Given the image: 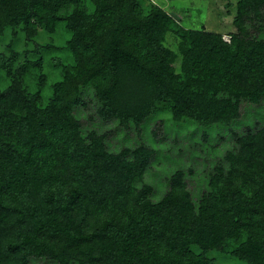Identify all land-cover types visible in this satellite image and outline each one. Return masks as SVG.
<instances>
[{"label":"trees","instance_id":"obj_1","mask_svg":"<svg viewBox=\"0 0 264 264\" xmlns=\"http://www.w3.org/2000/svg\"><path fill=\"white\" fill-rule=\"evenodd\" d=\"M87 2L0 0V264H264V125L234 132L240 101L264 106V0H221L230 42L139 0ZM114 122L119 144L136 134L118 151ZM215 130L236 145L201 198L180 168L154 202V160Z\"/></svg>","mask_w":264,"mask_h":264},{"label":"rangeland","instance_id":"obj_2","mask_svg":"<svg viewBox=\"0 0 264 264\" xmlns=\"http://www.w3.org/2000/svg\"><path fill=\"white\" fill-rule=\"evenodd\" d=\"M82 1L84 4L85 2L87 5L89 4V2H87L88 0ZM139 4L142 5V9L146 13H148L153 6L163 8L180 26L186 29L224 33V41L230 42L231 40L228 34L234 30L233 18L235 14L233 13L235 12V7L227 9L221 0H139ZM87 8L89 12L93 11L92 4H89ZM254 26H259V22H254ZM249 28H251L253 33H256L254 29H252L253 27L249 26ZM61 32V36H65V33L63 31ZM57 43H59L58 38ZM163 45L173 52H177L178 41L171 33L167 34L163 40ZM57 53L67 56V51L64 46H61V50ZM55 56L54 54L53 57ZM50 82L53 83L52 81ZM47 90L49 89L47 88ZM239 114V127L236 126L234 129L236 133L246 134L247 132L255 131L260 125H264V106H253L247 101L242 100L239 102ZM158 115L159 117H166L167 114L160 112ZM159 119L160 118H157L156 121H159ZM156 121L152 124H148L150 129L149 127L143 128L145 134L148 135L151 129L155 128L156 125L155 129L158 135H161L160 132H162V130L160 128L163 125H157ZM96 125L99 127V122H97ZM106 125L103 126L111 131V135H114V140H110L109 142V146L112 150H121L127 141L135 140L136 134L133 129H130L127 131L124 141L119 144L120 141H118L117 136H119L121 131L117 124L114 122ZM220 132L219 130H215V133L218 134L215 135V139L211 137L208 140H201L204 142L200 145L194 144L189 140L188 146L193 149L191 151L185 149V151L181 150L177 152L176 150L169 149L162 155L163 158L161 160L159 158L154 160L151 175L147 177L148 183L153 185L156 189L152 196L154 202L158 201L157 198L159 194L161 196L166 191L167 187L165 188V185L168 181L167 178L180 168H184L188 171L187 182L189 183V187H191L196 197L198 196L201 198L204 191L202 189L206 187L213 170L218 166L227 165L223 159L224 155L227 151L234 149L236 145L235 142H233L234 140L230 141L225 138L222 140L219 136ZM163 133L166 135L162 140L166 142L167 145H170L169 141L174 139L173 135H170V133L166 131H163ZM183 144L182 146L187 145L186 143ZM202 186H204V188L201 189ZM219 264L240 263L227 258L219 260Z\"/></svg>","mask_w":264,"mask_h":264}]
</instances>
